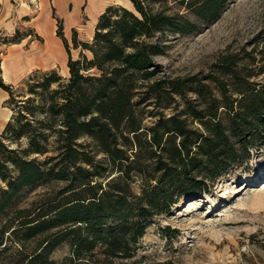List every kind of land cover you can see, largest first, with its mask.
I'll use <instances>...</instances> for the list:
<instances>
[{"label":"trees","instance_id":"16d2710c","mask_svg":"<svg viewBox=\"0 0 264 264\" xmlns=\"http://www.w3.org/2000/svg\"><path fill=\"white\" fill-rule=\"evenodd\" d=\"M128 1L134 11L109 5L98 16L92 42L77 39L74 48L82 46L92 57L68 56V78L52 72L42 82H28L30 96L20 100L11 85L0 82L14 103L0 133V255L7 264H50V255L65 240L73 244L72 255L78 261L74 264H130L127 260L136 253L147 226L136 219L158 208L156 198H148L145 206L146 195L127 201L123 186L109 183L111 187L104 189L97 184L93 178L101 172L90 154L93 147L105 154L107 165L121 179L129 181L136 171L156 181L154 192L168 183L169 188L158 194L165 206L182 179L185 191L197 188L199 183L188 171L199 159L211 178L220 175L218 166L228 161L226 148L232 145L229 136L246 146L254 125L264 131V82L252 84L234 57L223 58L216 75L205 77L212 82L153 78L160 71L154 57L161 52L154 37L191 34L196 25L186 13L211 20L224 0ZM170 3L185 13L169 11ZM56 35L68 52L61 27ZM53 83L56 87L51 89ZM212 85L220 98L212 93ZM188 91L197 100L187 101L183 114L198 120L202 132L188 129L182 114L163 116L143 129L137 110L141 104L185 98ZM148 160L154 161V168L146 173ZM53 182L65 187L31 210L19 208L24 189ZM27 242L34 245L27 247ZM96 247L102 260L91 259Z\"/></svg>","mask_w":264,"mask_h":264},{"label":"rangeland","instance_id":"374dc122","mask_svg":"<svg viewBox=\"0 0 264 264\" xmlns=\"http://www.w3.org/2000/svg\"><path fill=\"white\" fill-rule=\"evenodd\" d=\"M42 2L45 5L42 16L50 17L47 28H51V31L53 28L54 30L62 28L69 51L67 52L64 44H61L59 50H54L53 69H35L19 81L7 83L8 80L3 79L2 63L5 65L8 62L7 65L18 66L24 70L23 58L19 53H32L36 51V45L44 42L36 33V30H39L37 28L39 20L36 17L41 12ZM63 2L65 9L61 8L62 15L58 13L54 0H11L9 4V9L17 21L10 35H0V82L12 86L16 100L30 96L28 82H42L46 74L54 72L63 79L68 78L69 74L63 73V70L67 72L68 56L78 58L80 53H84L88 58L92 57L89 51H82V46L74 48L78 43L77 39H89V43L92 42L90 35L92 36L94 31L95 22L91 24V18L86 11L87 0H81L78 4L77 21L70 24L68 29L66 18L73 13L75 1ZM109 3L116 4V0ZM169 5H171L169 11L183 12L182 8L172 3ZM186 16L196 25L191 34L167 33L154 37L153 40L161 46L160 54L154 57L160 66L158 69L160 71L156 73L154 79L212 82V79L205 77L216 75V67L223 58L234 57L232 59H236L242 75L249 76L252 84L256 86L264 82V0H224L218 14L208 21H202L190 12H187ZM45 34L49 36V32ZM24 37L28 38L18 46ZM60 55V59L56 58ZM55 87V83L51 84V89ZM212 87L214 96L220 98L215 86ZM7 95L5 105L11 109L14 103L10 102L8 92ZM139 98L136 97V100ZM173 98L174 100H168V103L160 104L153 99L148 100L149 103L147 101L138 107L143 129L151 127L163 116L182 114L188 129L202 132L203 128L198 120L183 114L186 102L196 103L197 95L188 91L185 98L180 96ZM11 111L13 114L12 109ZM254 126L251 135L246 136L250 140L246 146H242L235 135L229 136L232 145L231 149L226 148L228 161L218 166L219 176L211 178L207 169L200 166L202 159L196 156L199 160L197 164L191 165L188 176L199 183L197 188L194 191H185L186 179H182L179 187L168 199V205L165 206L163 204L165 201L158 194L169 188L168 183L156 187L154 192L151 186L157 184L156 181H147L145 179L148 177H143L136 171L130 173L129 181L121 179L120 173L107 165L105 154L93 147L90 154L101 172L99 176L93 178L97 184L104 189H109L110 184L123 186L126 194H129L127 201H134L136 196L146 195L142 202L145 206L148 198L154 196L156 198L158 208L150 209L149 217L136 219L147 226L144 235L136 243V253L127 262L264 264V131L262 127ZM25 142L24 139L23 146H26ZM79 142L89 141L81 139ZM11 147H16V144H12ZM43 158L44 156H38L40 161ZM145 163L146 173L149 169L153 170L154 161L148 160ZM151 172L155 176V172ZM159 173L161 172L157 174ZM201 182L204 184H200ZM63 187H65L63 182H53L24 189L18 197V206L31 210L49 196H55ZM33 245V242L26 243L27 247ZM98 251L99 247H96L92 252L94 258L91 259L102 260L103 256L97 254ZM72 254L73 244L70 240H65L50 255V264L77 263ZM0 264H7V260L1 255Z\"/></svg>","mask_w":264,"mask_h":264},{"label":"crops","instance_id":"0c3cea01","mask_svg":"<svg viewBox=\"0 0 264 264\" xmlns=\"http://www.w3.org/2000/svg\"><path fill=\"white\" fill-rule=\"evenodd\" d=\"M126 1V0H122ZM9 4H11V0H0V35H10L12 27L14 24H16L17 18H14L12 15L11 10L9 9ZM114 4V3H113ZM112 3H108L104 9L99 12L96 19H98V16L105 10V8L109 5H113ZM97 23V20L95 21V25ZM95 28V27H94ZM37 37H42L44 40L43 43L40 45H36V51L32 53H19L20 56L23 58L24 64L22 65V70L18 66H12L7 65L8 62H6V69L4 70L2 68V75L4 76V73L7 76V83L17 82L27 74L31 73L35 69H53L55 67L54 56L52 53H54V50H59L61 44H63L60 37L56 35V30L51 31V28H49V36H46L45 33H43L40 30H36ZM94 34V31L92 33V36ZM28 38V37H27ZM27 38H22L21 42L18 43V46H21L23 42L26 41ZM81 41H88V40H82ZM31 48V47H30ZM32 50V49H30ZM16 51H19L16 49ZM24 52V51H21ZM17 54V53H16ZM18 55V54H17ZM68 60V58H67ZM26 67V68H25ZM7 92L0 88V133L3 131L6 123L9 121L12 111L9 109L5 102L7 100Z\"/></svg>","mask_w":264,"mask_h":264},{"label":"bare ground","instance_id":"6f19581e","mask_svg":"<svg viewBox=\"0 0 264 264\" xmlns=\"http://www.w3.org/2000/svg\"><path fill=\"white\" fill-rule=\"evenodd\" d=\"M35 1V0H33ZM75 1V8H74V11L72 14L69 15V17L66 18V24H67V29L69 28L70 24L74 23L77 21L76 19V16H77V13H78V4H80L81 0H74ZM112 0H87L86 2V11L87 13L89 14L90 18H91V24H93L97 19V14L99 12H101L104 7ZM43 4H41V12L38 14V16L36 18H38V29L40 31H42L43 33H48L49 32V29L47 28V22H50V17L47 13L48 16H42V12L44 13L45 11V5H44V2H42ZM54 3L56 4L57 6V11L60 15H62V10L61 8H64L65 9V5H64V2L63 0H54ZM116 4L117 5H121V6H124L128 9H131L134 11V8L132 7L130 1L126 0V1H122V0H116ZM91 39H92V36L90 35ZM53 56L55 53H52ZM56 58L60 59L61 58V55L60 56H56ZM1 67L5 68V65L4 63H2ZM66 71L63 70V73H67L69 74L68 72V67L66 65ZM3 79L4 80H7V76L6 74L4 73V76H3ZM257 177V176H256Z\"/></svg>","mask_w":264,"mask_h":264}]
</instances>
